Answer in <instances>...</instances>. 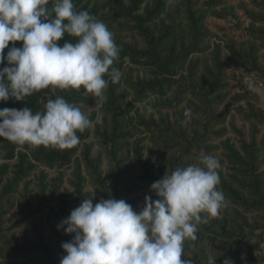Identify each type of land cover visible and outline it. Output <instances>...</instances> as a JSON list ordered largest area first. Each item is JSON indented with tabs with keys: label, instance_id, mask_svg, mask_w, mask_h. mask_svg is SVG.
<instances>
[{
	"label": "rangeland",
	"instance_id": "374dc122",
	"mask_svg": "<svg viewBox=\"0 0 264 264\" xmlns=\"http://www.w3.org/2000/svg\"><path fill=\"white\" fill-rule=\"evenodd\" d=\"M209 1L163 0L170 4L162 14L164 17L150 19L149 16L156 15L154 6L158 0H144L137 8L135 0H73L76 11L86 10L104 22L118 47L130 48L131 56H118L114 61L111 67L119 69L121 78L113 83L105 74L108 84L101 97H94L83 87L62 90L50 86L25 100L0 101V109L29 107L35 113L42 111L48 100L59 96L69 103L82 105V111L91 121L89 128L76 133L80 142L72 162L60 167L36 164L35 175L45 170L49 181L61 178L53 207L24 219L17 204L20 198L14 195L15 205L2 223L3 229L8 228V235L20 242L26 236L37 241L36 233L40 231L54 248V257L60 264L66 253L53 231L59 214L58 198L61 193L65 196L67 217L79 206L70 183L77 162L81 164L85 199L92 198L93 204L101 199L85 169L82 157L85 148L89 147L90 159L100 163L105 176L113 158L122 159L125 165L132 163V149L136 144L144 157L152 150L150 161L154 172L158 169L171 172L178 162L180 167L198 164L201 155L216 157L220 163L217 169L220 183L216 188L228 203L214 218L203 213L206 223L216 232H222V236L244 242L243 251L229 257L234 264H264V0H234L221 5ZM63 40L57 43L62 44ZM21 44L15 42L17 47ZM7 50H4L5 55ZM121 50L119 48V55ZM157 82L161 84L143 101H138L132 83L143 86ZM249 82L255 83L260 91H250ZM109 92L117 98L114 112L107 108ZM142 122L151 123L152 132L147 131ZM169 128L189 138L190 153H180L186 144L167 133ZM161 129L167 130L168 135ZM113 133L118 137L111 141ZM45 148L62 150L52 146ZM7 149L0 141V163L8 161L5 159ZM137 174L140 175V171ZM133 181L142 186L135 193L140 197V205L146 195H151L150 187L138 178ZM229 188L243 196L251 209L233 203ZM36 194L35 190L29 195L33 208ZM215 218L218 223L212 225L210 222ZM209 251L201 253L192 248L181 259L194 260L202 254L205 256L201 264H207L208 255H212ZM218 251L220 253L221 248ZM44 259L41 254L27 255L9 263L40 264Z\"/></svg>",
	"mask_w": 264,
	"mask_h": 264
},
{
	"label": "clouds",
	"instance_id": "9594fccd",
	"mask_svg": "<svg viewBox=\"0 0 264 264\" xmlns=\"http://www.w3.org/2000/svg\"><path fill=\"white\" fill-rule=\"evenodd\" d=\"M66 34L76 41L58 44ZM15 42L22 44L17 47ZM118 56L107 25L86 10L76 11L73 0H0V65L7 61L0 68V101L25 100L50 86L83 87L101 97L108 84L105 74L113 83L121 78L119 69L111 67ZM248 87L260 91L253 82ZM82 107L58 96L35 113L29 107L2 108L0 138L34 147H74L80 142L77 131L91 126ZM198 159V164L166 171L153 182L150 191L158 199L146 195L139 211L123 199L81 201L57 225L74 234L62 242L66 255L60 264H195L190 257L181 259L185 242L197 239L201 213L214 218L228 203L216 188L218 159ZM207 264H217V257L209 254ZM223 264L234 261L225 259Z\"/></svg>",
	"mask_w": 264,
	"mask_h": 264
},
{
	"label": "trees",
	"instance_id": "16d2710c",
	"mask_svg": "<svg viewBox=\"0 0 264 264\" xmlns=\"http://www.w3.org/2000/svg\"><path fill=\"white\" fill-rule=\"evenodd\" d=\"M135 1L136 3H134L137 5V8L144 0ZM233 1L234 0H210L209 3L221 5L232 3ZM169 6V3L165 4L163 3V0H158V3L154 6V13L156 15L149 16V18L151 19V17H158L159 19H162L164 17L162 14L164 11L169 9ZM256 19L261 20L262 17H256ZM246 31L250 32L249 30ZM241 37H243V35H241ZM76 39V37L69 35L64 37V40L73 43L76 41ZM149 39L151 40V38ZM119 48L122 49L119 55L120 58L131 56L130 51L132 50H130V48L126 46L122 47V45H120ZM135 52L139 53L138 50H135ZM155 57L159 60L158 54H156ZM4 63H7L6 60ZM160 84L161 83L159 82L155 84L147 83L141 86L138 83H132V87L134 89L135 95L138 98V101L141 102L143 99L148 97V93H151V91H153L155 87ZM108 95L109 103L107 104V108L114 112L117 109V106L114 104L117 98H115L110 92ZM257 119L260 120L258 117ZM142 125L146 127L147 131L152 132L150 128L152 126L151 123L142 122ZM161 131H164V134L166 135L167 130L161 129ZM167 133L172 134L173 137L182 139V141H184V144L186 145L182 147L183 151L180 152L182 155L184 153H190L189 151L192 147V144L188 142L189 138L184 137L181 133L172 132L170 128ZM117 137L118 136L113 133L109 140L113 141ZM0 141L6 148H8L7 153L5 154V159L8 161L0 163V264H10L9 261L12 259L25 257L27 255L38 256L39 254L45 257V259L42 260L40 264H59L57 259L54 257V248L50 243L45 241V238L40 231L36 233L37 241H31L26 236L22 242H20L19 240L13 239L12 235H8L6 233L8 228L3 229L2 223L4 217L9 214L10 210L15 205L14 195H17L20 198L17 201V204L18 209L23 214L24 219H28L30 216L36 213L43 214L47 209L53 207L52 203L56 200V194L58 193L61 178L60 181L58 178H56L53 182L52 180L49 181L47 179V173L45 170H39L37 175H35L34 172L37 167L36 164L39 163L40 165L46 167H52L55 165L60 167L66 163L68 164L72 162V156L76 151L77 145L71 148H63L61 151H58L55 149H46L45 146L34 147L28 144L18 145L8 141L5 138H0ZM17 145L20 147V149H18ZM151 155L152 150H150L149 153L144 157L143 153L141 152V148L135 144L132 149V163L125 165L122 159L113 158L111 160V167L105 176L102 174L100 163L90 159L89 147L85 148L82 157L84 160L85 169L91 178L90 183L95 187L96 192L101 198H115L118 200L123 199L128 204H130L133 209L137 208L136 211H139L144 202L138 205L140 197L135 196V193L141 190L142 186L135 184L133 179L138 178L150 187L153 182L159 180L165 174L160 169H158L157 172H154V165L150 161ZM179 163L180 162L174 163V165L172 164V171L175 170V168L180 167ZM80 165L81 164L78 162L75 164V173L73 179L70 181L75 196L78 198L79 202L85 200V194L83 193L84 178L81 175ZM137 171H140L141 174L138 175ZM30 177H32V179H30ZM32 184L35 188L30 187ZM35 190L37 191V198L33 208L32 200L29 198V195ZM228 190H230L234 196L233 203L246 208V210H249L250 204L246 202L243 196L238 195L231 188ZM148 196H151V198L154 200L156 195L153 191H151V195ZM58 201L59 214L57 216V225L63 219L67 218L66 208L68 205L63 193L60 194ZM201 216L202 221L197 225V239L194 241L187 240L185 242L184 254L190 252L192 248L199 249L201 253L205 251L208 252L209 249V253L212 252V255H218L217 264H223V261L225 259H230V255H233L234 252L243 251L242 249L244 248V242L236 240L237 238H232L231 240L228 236H222V232H216L211 228V226H209V224L204 222L205 218L203 213H201ZM217 220L218 219L215 218V221L213 220L214 222L211 221L210 223H212V225L214 223L215 225L218 223ZM221 228L224 229L223 226ZM53 231L62 242L70 241L74 236V234H66L62 228L58 229L55 227V230ZM219 248H221L220 253L218 251ZM204 256L205 255L202 256L201 254V256L195 258V264H201L202 262L200 260L201 258L204 259Z\"/></svg>",
	"mask_w": 264,
	"mask_h": 264
}]
</instances>
